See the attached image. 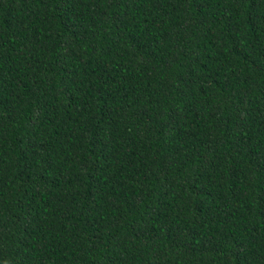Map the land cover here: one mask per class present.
<instances>
[{"label":"trees","instance_id":"obj_1","mask_svg":"<svg viewBox=\"0 0 264 264\" xmlns=\"http://www.w3.org/2000/svg\"><path fill=\"white\" fill-rule=\"evenodd\" d=\"M0 264H264V0H0Z\"/></svg>","mask_w":264,"mask_h":264}]
</instances>
